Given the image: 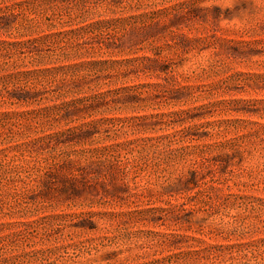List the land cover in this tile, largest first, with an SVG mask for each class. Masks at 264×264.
<instances>
[{
  "label": "rangeland",
  "instance_id": "rangeland-1",
  "mask_svg": "<svg viewBox=\"0 0 264 264\" xmlns=\"http://www.w3.org/2000/svg\"><path fill=\"white\" fill-rule=\"evenodd\" d=\"M0 264H264V0H0Z\"/></svg>",
  "mask_w": 264,
  "mask_h": 264
}]
</instances>
